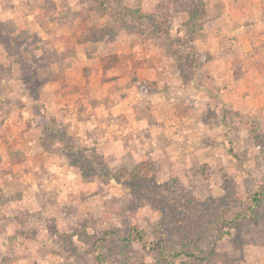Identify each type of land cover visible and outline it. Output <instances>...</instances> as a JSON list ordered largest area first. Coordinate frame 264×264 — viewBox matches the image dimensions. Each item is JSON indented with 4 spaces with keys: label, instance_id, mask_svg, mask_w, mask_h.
I'll list each match as a JSON object with an SVG mask.
<instances>
[{
    "label": "rangeland",
    "instance_id": "1",
    "mask_svg": "<svg viewBox=\"0 0 264 264\" xmlns=\"http://www.w3.org/2000/svg\"><path fill=\"white\" fill-rule=\"evenodd\" d=\"M132 1L76 0L55 10L58 22L51 20L49 0L35 8L33 1L29 11L43 14L34 22L43 28L40 36L32 31L35 25L26 28L21 19L26 6L13 4L18 24L0 22V89L11 73L19 78L11 80L12 95L23 86L34 94L45 81L50 82L46 91L53 86L64 94L70 72L76 82L89 74L100 79L99 70L80 66L82 50L74 55L76 67L64 62L72 46L86 43L88 54L95 50L104 66L111 65L120 57L103 48L124 45L129 36L140 43L153 38L166 48L185 82L190 80L194 67L209 57L195 46L205 23L204 0H143L142 7ZM68 23L80 37L49 36L52 28L66 30ZM156 29L167 33L157 34ZM95 45L100 48L92 49ZM237 52L233 62L239 66ZM9 55L27 69L15 64L9 72L3 59ZM210 84L205 80L201 85L212 94ZM138 87L154 89L149 82ZM175 96L173 106L181 108L185 124L171 115L155 141L136 134L139 118L150 115L147 101L138 104V119L131 121L125 114L119 119L126 122L128 140L117 142L112 133L107 150L97 148L98 140L91 145L81 134L66 133L60 123L53 129L45 126L42 144L49 147L55 138L62 143L47 148L52 173L40 176L36 168L45 167L47 158L35 157L38 165L31 168L40 176L39 187L21 190L12 182L8 195L0 182V264H264V111L253 116L205 95L195 101L184 98L182 91ZM60 102L64 107L66 101ZM167 110L162 107L160 115ZM114 117H109L110 124H116ZM10 125L27 126L16 116Z\"/></svg>",
    "mask_w": 264,
    "mask_h": 264
},
{
    "label": "crops",
    "instance_id": "2",
    "mask_svg": "<svg viewBox=\"0 0 264 264\" xmlns=\"http://www.w3.org/2000/svg\"><path fill=\"white\" fill-rule=\"evenodd\" d=\"M33 1L35 5L32 4ZM75 1L49 0L54 10L51 20L58 22L59 13L55 10L61 9V5L71 6L76 3ZM40 2L41 0H0V22L5 24L10 22L16 26L17 22L13 18L12 7L14 8L13 4L15 3H21L26 6L25 12L27 13L21 17L28 24L26 28L35 25L32 31L38 32L37 35L40 36L39 30H43V28L36 23L38 22L37 18L43 14L34 15L29 11L32 5L35 8ZM129 2L130 0H121V3ZM132 2L137 7L143 5V0H133ZM204 3L206 12L204 11L201 15V20L205 22L204 28L202 26L199 30L201 32L195 46L197 53L207 51L209 57L203 65L194 67V70L191 71V78L187 82L183 76L178 74L170 56L165 54L164 46L156 45L153 38L150 37L140 43L138 38L136 40L130 38L132 36H129L124 45L113 44L103 48L107 55L115 54L116 57H120L111 65H105L106 67L99 59L100 55L97 56L100 53L95 50L89 51V54L86 52V43H77L74 47L72 46V49L67 51L69 57L65 58L64 62L68 61V64L71 62L69 65L76 67L74 55L77 51L82 50L83 53H78L83 55L80 66L99 70L100 79H92L93 74L91 76L89 74L82 78V82H76L73 80L74 75L70 72L67 75V87L64 94L62 91L57 92L53 86L50 87V91H46L49 87L44 88V86L50 82L45 81L39 85L42 90L38 89L34 94L30 93L26 86H23L24 89L21 87L12 95V89L9 88L11 80H19V78L10 73L7 80L9 82L4 84V90L0 89V182H3V191L9 195L12 185L16 183L21 190L23 188L36 189L39 187L38 178L42 173H52V165L48 166L51 163L50 157L47 158L45 154L48 155L47 148H60L62 143L59 138H55L56 142L51 141L49 147L42 144V140L45 141L44 127L47 125L53 129L60 123V127L62 125L63 128L66 127V133L72 136L81 134L85 141L92 142L91 145H96L98 140L97 148L100 151L107 150L111 146L109 143H105L112 133H116L117 142L128 140L124 135L128 133V129L124 128L126 122L124 120V123H118L119 119L124 114L131 121L134 119L133 116L138 119L139 117L136 116L138 115V104L147 101L146 110L150 113V119L148 116L139 118L137 128L139 132L136 134H140L144 141L150 137L155 141L159 138L161 129L171 122V115L175 116L179 120L178 122L185 124L184 116L181 117L183 114L181 108L173 106L176 99L175 94L180 91L184 94V98L188 95L189 100L195 101L205 95L204 98L216 100L220 104H227L232 110L253 116L259 114L262 116V111H264V0H204ZM65 19L68 21L69 17H65ZM35 20L36 23H34ZM54 21L51 24L55 23ZM55 25L58 27V24ZM67 26L66 30L60 28L53 30L52 28L49 36L74 35L77 37L78 35L80 37L78 30L70 29L69 23ZM207 27L210 29L208 30ZM113 39H117V37L115 36ZM216 42H221V44H216ZM95 47L100 48L95 45L92 49ZM1 48L6 50V53L8 52L6 48H3V45ZM50 48L51 52L58 53L56 46ZM61 49H65V47H61ZM66 49L68 48L66 47ZM234 49L238 51L239 66L233 62L235 59L232 54ZM158 51L161 54L156 55ZM216 52L219 55H215ZM247 53H250L249 64H246L247 59H244ZM8 54L10 53L8 52ZM101 55L102 58L105 57L104 53ZM122 55L124 56L122 57ZM3 59L8 65L9 72L15 70V64L24 65L22 61L13 60L10 55L8 58L4 56ZM40 60L38 58V61ZM30 63L34 64L33 61ZM50 64H58V60L54 63L51 61ZM25 69H27L26 64L23 70ZM133 77L136 79L132 80ZM20 80L23 81V76L20 77ZM205 80L211 82L210 92H213L212 94L202 87L201 84ZM140 82L143 84L149 82L154 89H140L138 87ZM74 84L79 85L78 88H75ZM95 87L98 90L97 95L94 94ZM94 100L96 105H91ZM60 101H66L64 107ZM162 107L168 108L166 116L160 115ZM171 107L173 109L169 110ZM14 116L27 125L25 129L20 125H10ZM113 116H115L113 119L118 118L114 125L110 124L109 119ZM167 128H170V125ZM101 156L103 159L106 158L104 152ZM35 157L47 158L48 163L45 167L36 168L40 171V176L36 170H33L34 168H31L38 165L37 161L34 164Z\"/></svg>",
    "mask_w": 264,
    "mask_h": 264
},
{
    "label": "trees",
    "instance_id": "3",
    "mask_svg": "<svg viewBox=\"0 0 264 264\" xmlns=\"http://www.w3.org/2000/svg\"><path fill=\"white\" fill-rule=\"evenodd\" d=\"M202 13H204V12H201V15H202ZM194 17H195V16H194ZM90 31H92V29H90ZM154 32H155V33H165V34L167 33V31L164 30V29H162V30H161V29H156V30H154Z\"/></svg>",
    "mask_w": 264,
    "mask_h": 264
}]
</instances>
